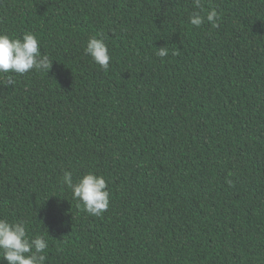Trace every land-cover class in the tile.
I'll return each mask as SVG.
<instances>
[{
    "label": "trees",
    "instance_id": "obj_1",
    "mask_svg": "<svg viewBox=\"0 0 264 264\" xmlns=\"http://www.w3.org/2000/svg\"><path fill=\"white\" fill-rule=\"evenodd\" d=\"M0 264H264V0H0Z\"/></svg>",
    "mask_w": 264,
    "mask_h": 264
}]
</instances>
